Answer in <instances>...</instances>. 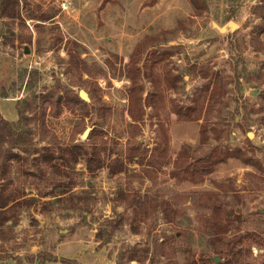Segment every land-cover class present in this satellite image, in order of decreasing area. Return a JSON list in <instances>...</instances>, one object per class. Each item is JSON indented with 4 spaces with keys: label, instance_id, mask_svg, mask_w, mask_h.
<instances>
[{
    "label": "rangeland",
    "instance_id": "obj_1",
    "mask_svg": "<svg viewBox=\"0 0 264 264\" xmlns=\"http://www.w3.org/2000/svg\"><path fill=\"white\" fill-rule=\"evenodd\" d=\"M20 1L0 12L2 151L21 155L0 189L35 202L0 209V264H264V0ZM59 144L122 171L33 177L25 149Z\"/></svg>",
    "mask_w": 264,
    "mask_h": 264
},
{
    "label": "trees",
    "instance_id": "obj_2",
    "mask_svg": "<svg viewBox=\"0 0 264 264\" xmlns=\"http://www.w3.org/2000/svg\"><path fill=\"white\" fill-rule=\"evenodd\" d=\"M193 6H196L197 9H201L204 7V2L202 0H190ZM20 0H0L1 5V12L5 15L14 16L16 14V7L19 8ZM72 99H70V102L75 105H86L85 102H82L81 100H78L76 96L73 94H70ZM80 97V95H79ZM81 98V97H80ZM82 99V98H81ZM83 100V99H82ZM59 100H57L56 104H59ZM5 121V120H4ZM5 124H2L0 122V175L7 176L9 174L10 168L8 167V163L10 162V158H14L17 162H19L20 156L18 153H12L9 152L10 157L6 153H3V147H5V141L10 138H17L19 136V133H15L12 131V126L9 121L6 120L4 122ZM95 133V132H94ZM91 135V134H90ZM90 138H93L90 136ZM26 138V137H25ZM26 140V139H24ZM19 140L13 139L12 143L16 144ZM56 152L50 151L48 148H42V149H29L26 148L25 150L29 153V155H32L31 153L37 154L34 158L36 162V170H39L37 172H31L33 177L42 175L46 173V171L50 170L52 174H55V177L53 179H57L56 182H59V179H68V184L71 183L73 180L72 178V172L71 170L75 169V166L81 159L85 160L88 166V169L92 172H96L101 168L108 167L109 170L112 173H116L117 169H119L118 172L122 171V162H119L118 164H110L108 165L105 160L103 159L102 153L107 151V147L101 146V147H94V153H90V151L85 148L84 144H75V145H55L54 147ZM23 163L28 162V158L24 157L22 159ZM218 162V159L214 157H210L208 159H204V163L202 165H198V163H193L190 168L188 169V174H191L192 176H197L198 174H203L206 172H211L213 170V166ZM10 164V163H9ZM11 166V165H10ZM47 166V167H46ZM46 167V168H44ZM30 171H27V174H29ZM49 173V174H50ZM14 181H11L10 183H13ZM24 189V188H23ZM22 188H19L15 191V193L9 192L8 186L3 187L0 189V209H6V211H13L14 213H18V209L21 210L22 208L31 207L35 200L31 197H25V194L20 193L16 197V193L20 192V190H23ZM148 207L152 206V203L148 204H142L141 210H146ZM4 211V210H3ZM12 212V213H13ZM1 228V227H0ZM2 231H0L1 233ZM147 252H149V249H147ZM130 256L133 258H139L136 251H131Z\"/></svg>",
    "mask_w": 264,
    "mask_h": 264
},
{
    "label": "water",
    "instance_id": "obj_3",
    "mask_svg": "<svg viewBox=\"0 0 264 264\" xmlns=\"http://www.w3.org/2000/svg\"><path fill=\"white\" fill-rule=\"evenodd\" d=\"M80 97L85 101H90L91 97L85 89H81L79 92ZM91 131V128L87 129L84 133V137H87Z\"/></svg>",
    "mask_w": 264,
    "mask_h": 264
},
{
    "label": "built area",
    "instance_id": "obj_4",
    "mask_svg": "<svg viewBox=\"0 0 264 264\" xmlns=\"http://www.w3.org/2000/svg\"><path fill=\"white\" fill-rule=\"evenodd\" d=\"M62 3H60V6L65 9L70 4L68 0H62Z\"/></svg>",
    "mask_w": 264,
    "mask_h": 264
},
{
    "label": "crops",
    "instance_id": "obj_5",
    "mask_svg": "<svg viewBox=\"0 0 264 264\" xmlns=\"http://www.w3.org/2000/svg\"><path fill=\"white\" fill-rule=\"evenodd\" d=\"M16 9H18V7H16ZM19 10V9H18ZM0 12H1V5H0Z\"/></svg>",
    "mask_w": 264,
    "mask_h": 264
},
{
    "label": "bare ground",
    "instance_id": "obj_6",
    "mask_svg": "<svg viewBox=\"0 0 264 264\" xmlns=\"http://www.w3.org/2000/svg\"><path fill=\"white\" fill-rule=\"evenodd\" d=\"M250 136H252V134H250Z\"/></svg>",
    "mask_w": 264,
    "mask_h": 264
}]
</instances>
